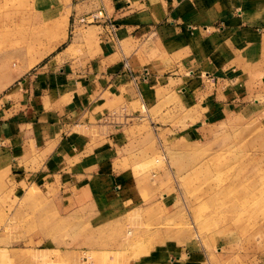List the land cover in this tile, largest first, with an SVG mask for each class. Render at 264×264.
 <instances>
[{
	"label": "rangeland",
	"instance_id": "rangeland-1",
	"mask_svg": "<svg viewBox=\"0 0 264 264\" xmlns=\"http://www.w3.org/2000/svg\"><path fill=\"white\" fill-rule=\"evenodd\" d=\"M72 2L0 0V93L17 67L54 49ZM239 73L224 85L231 105L208 120L177 97L143 106L142 203L94 207L53 182L0 176V264H82L87 255L92 264H172L186 254L264 264V59L250 81Z\"/></svg>",
	"mask_w": 264,
	"mask_h": 264
},
{
	"label": "crops",
	"instance_id": "crops-1",
	"mask_svg": "<svg viewBox=\"0 0 264 264\" xmlns=\"http://www.w3.org/2000/svg\"><path fill=\"white\" fill-rule=\"evenodd\" d=\"M102 2L118 44L106 24L74 22L100 5L77 0L54 49L9 76L0 93V176L53 182L94 207L134 205L143 201L134 168L143 106L177 97L208 120L231 105L224 85L239 72L250 81L264 59V0ZM184 257L172 264L202 263Z\"/></svg>",
	"mask_w": 264,
	"mask_h": 264
},
{
	"label": "built area",
	"instance_id": "built-area-1",
	"mask_svg": "<svg viewBox=\"0 0 264 264\" xmlns=\"http://www.w3.org/2000/svg\"><path fill=\"white\" fill-rule=\"evenodd\" d=\"M98 1L100 2V5L96 10L84 16L78 17L74 22L83 26L90 24H99V23L106 24L109 27L110 31L112 33H115L116 25L114 24L111 17H109L108 14L106 13V9L102 0H98ZM82 264H92L91 258L89 256H85L83 258Z\"/></svg>",
	"mask_w": 264,
	"mask_h": 264
},
{
	"label": "bare ground",
	"instance_id": "bare-ground-1",
	"mask_svg": "<svg viewBox=\"0 0 264 264\" xmlns=\"http://www.w3.org/2000/svg\"><path fill=\"white\" fill-rule=\"evenodd\" d=\"M88 256V255H87Z\"/></svg>",
	"mask_w": 264,
	"mask_h": 264
}]
</instances>
